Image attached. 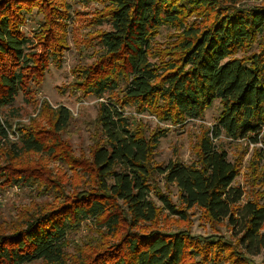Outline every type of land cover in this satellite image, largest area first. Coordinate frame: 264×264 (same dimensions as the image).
<instances>
[{
    "label": "trees",
    "instance_id": "obj_1",
    "mask_svg": "<svg viewBox=\"0 0 264 264\" xmlns=\"http://www.w3.org/2000/svg\"><path fill=\"white\" fill-rule=\"evenodd\" d=\"M62 1L60 11L56 4ZM77 1L103 6L87 20V28L108 26L91 36L98 47L96 62L75 71L82 95L106 99L95 120L98 138L87 159L75 158L60 142L71 122L63 106L43 105L49 128L34 121L18 126L17 141L8 138L11 124L1 120L0 190L52 189L60 204L0 222V264H254L248 256H261L264 264V205L257 199L241 203L244 191L234 184L237 163L218 144L221 137L246 146L263 143L251 164L261 168L264 184V0L247 8L244 3L255 0ZM33 6L43 21L30 39L20 24L24 10ZM70 7L68 0H0V113L19 93L28 95V83L40 84L48 61L59 64L65 38L55 30H64ZM163 28L174 31L172 42L157 41ZM254 43L257 50L249 51ZM214 101L220 112L202 132L189 165L154 164L165 132L148 137L124 115L130 107L178 125L202 118ZM29 154L87 175L86 184L70 196L55 177L45 179V169L14 166L13 160ZM158 177L175 186L179 206L154 189ZM194 207L211 226L225 222L242 255L224 238L205 241L184 230L150 228L161 211L185 221ZM83 225L87 240L80 245L75 236ZM93 232L96 237L89 238ZM226 250L229 260L222 255Z\"/></svg>",
    "mask_w": 264,
    "mask_h": 264
},
{
    "label": "rangeland",
    "instance_id": "obj_2",
    "mask_svg": "<svg viewBox=\"0 0 264 264\" xmlns=\"http://www.w3.org/2000/svg\"><path fill=\"white\" fill-rule=\"evenodd\" d=\"M68 3L71 6L67 14L69 20L65 23L64 30H55L56 33L58 31L62 32L65 38L66 49L62 51L59 57V64L54 61H48L49 64L45 68L40 84L28 83V95L19 93L11 107L1 110L0 118L2 121L6 120L11 124V129L8 130L10 137L8 138L12 141H17L16 129L18 126H27L34 121L43 128H49L50 122H48L46 112H43V105L47 104L52 109L63 106L69 110L71 122L68 128L60 134V142L68 148L69 152L73 153L75 158L87 159L90 148L96 143L98 138L95 124L98 106L100 102L106 99L98 100L93 96L82 95L77 90L76 82L78 81V76L75 71L80 67H87L96 62L98 47L92 46L91 36L96 30H107L108 26L103 25L92 29L86 27L88 24L87 20L92 18L94 12L101 10L102 5L94 2L81 4L77 0H68ZM62 4H65V2L62 1L56 4L60 11H63ZM259 4L260 1L255 0L244 3V7L258 6ZM22 18L23 20L20 24L21 32L27 38L35 37L39 33L38 29L43 21L42 14L38 13L37 7L33 6L30 11L24 10ZM173 32V30L168 32V29L163 28L157 37V41L172 42L173 37L171 36ZM168 36L172 39H169ZM89 43L91 44L89 45ZM34 50L38 51L36 47ZM256 50L257 43H254L249 51L255 52ZM241 55V53L237 54L238 57ZM13 111L15 113H11ZM219 112L220 104L218 101H214L212 106L204 111L202 118L187 120L183 124L178 125L169 121H159L155 116L147 113L139 115L130 107L125 108L124 115L132 117L135 123L140 124L148 137L157 131L165 132V136L159 139L153 155L154 164L166 165L170 161L178 160L185 165H189L196 160L197 143L202 132L209 129L216 122ZM261 138L264 141V128ZM218 144L226 150L229 160L237 163L238 176L234 184L240 186L244 191L241 203L257 199L259 204L264 205V184L259 179L261 168L251 164L255 149L262 148L263 143L253 147L250 145L246 146L245 143L240 141L231 142L225 137H221L218 140ZM0 162L4 163L1 157ZM13 164L14 166L28 165L37 169H45L49 172L45 179L55 177L57 179L56 185L58 186L59 182L60 190L70 196L82 188L88 178L87 175L75 174L66 167H61L55 160H50L37 154L25 155L22 158L13 160ZM155 183L157 186L154 189L166 194L173 203L179 206L177 203L178 192L174 185H166L159 177L156 178ZM38 189L39 191L37 189L34 191L28 187L14 186L0 190V222H10L11 219L16 222L17 218H20L25 213V210L41 206L44 211H47L49 208L60 204L59 200L54 197V190L50 189L47 191L42 187ZM153 201L157 207H160V203L155 197H153ZM86 228L83 225L81 232L75 236V241L80 243V245H83L87 240L86 234L88 232ZM150 228H158L168 233L184 230L191 234L192 237H198L205 241L224 238L229 245L233 246L232 248H234L235 252L240 255L243 253L237 245V239L230 236L225 222L211 226L206 223L202 211L196 207L188 211L185 221L176 216H168L166 211H161L156 222L151 224ZM262 229L264 230V224ZM90 237H96V234L93 232ZM71 245L67 248V253L69 254L73 252ZM230 254V250L222 253L226 259ZM229 258H232V256H229L228 260ZM248 258L254 264L261 262V256H248ZM220 264L231 263L221 261Z\"/></svg>",
    "mask_w": 264,
    "mask_h": 264
},
{
    "label": "built area",
    "instance_id": "obj_3",
    "mask_svg": "<svg viewBox=\"0 0 264 264\" xmlns=\"http://www.w3.org/2000/svg\"><path fill=\"white\" fill-rule=\"evenodd\" d=\"M0 122H2V121H1V118H0ZM8 137H10V133L8 134Z\"/></svg>",
    "mask_w": 264,
    "mask_h": 264
}]
</instances>
